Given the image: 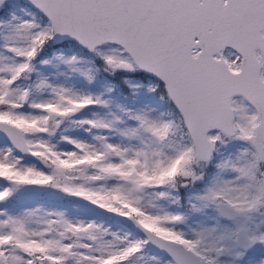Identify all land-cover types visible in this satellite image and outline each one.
Returning <instances> with one entry per match:
<instances>
[{"label": "snow or ice", "instance_id": "obj_1", "mask_svg": "<svg viewBox=\"0 0 264 264\" xmlns=\"http://www.w3.org/2000/svg\"><path fill=\"white\" fill-rule=\"evenodd\" d=\"M0 264H264V0H0Z\"/></svg>", "mask_w": 264, "mask_h": 264}]
</instances>
